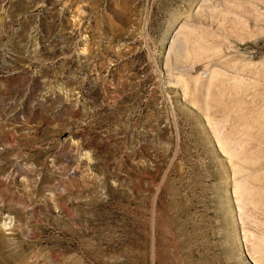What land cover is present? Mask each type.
I'll list each match as a JSON object with an SVG mask.
<instances>
[{
  "label": "rangeland",
  "instance_id": "1",
  "mask_svg": "<svg viewBox=\"0 0 264 264\" xmlns=\"http://www.w3.org/2000/svg\"><path fill=\"white\" fill-rule=\"evenodd\" d=\"M0 264H264V0H0Z\"/></svg>",
  "mask_w": 264,
  "mask_h": 264
}]
</instances>
